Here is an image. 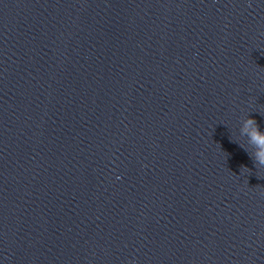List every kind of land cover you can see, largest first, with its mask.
<instances>
[{"label": "water", "instance_id": "obj_1", "mask_svg": "<svg viewBox=\"0 0 264 264\" xmlns=\"http://www.w3.org/2000/svg\"><path fill=\"white\" fill-rule=\"evenodd\" d=\"M249 117L264 0H0V264H264Z\"/></svg>", "mask_w": 264, "mask_h": 264}, {"label": "clouds", "instance_id": "obj_2", "mask_svg": "<svg viewBox=\"0 0 264 264\" xmlns=\"http://www.w3.org/2000/svg\"><path fill=\"white\" fill-rule=\"evenodd\" d=\"M244 129H247V135L256 146L255 160L257 163L264 165V132H262L256 125L253 118L249 117L244 121ZM243 130V129H242ZM246 170L245 166H242L241 171Z\"/></svg>", "mask_w": 264, "mask_h": 264}]
</instances>
